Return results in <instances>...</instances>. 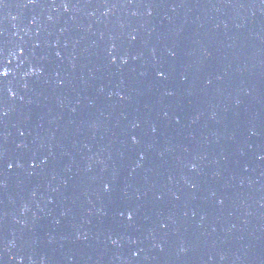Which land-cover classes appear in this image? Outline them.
I'll use <instances>...</instances> for the list:
<instances>
[{
    "label": "water",
    "instance_id": "water-1",
    "mask_svg": "<svg viewBox=\"0 0 264 264\" xmlns=\"http://www.w3.org/2000/svg\"><path fill=\"white\" fill-rule=\"evenodd\" d=\"M0 264H264V0H0Z\"/></svg>",
    "mask_w": 264,
    "mask_h": 264
}]
</instances>
